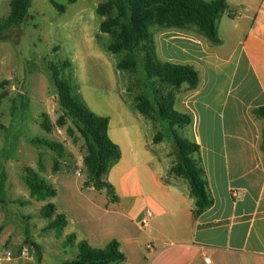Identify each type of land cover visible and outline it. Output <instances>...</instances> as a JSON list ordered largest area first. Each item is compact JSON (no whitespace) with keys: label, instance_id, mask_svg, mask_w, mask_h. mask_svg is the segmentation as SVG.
Instances as JSON below:
<instances>
[{"label":"rangeland","instance_id":"1","mask_svg":"<svg viewBox=\"0 0 264 264\" xmlns=\"http://www.w3.org/2000/svg\"><path fill=\"white\" fill-rule=\"evenodd\" d=\"M11 1L0 0V19L9 16ZM109 1L112 0H32L25 23L0 41V82H8L0 88V94L6 95L0 105V176L1 173L7 176V203L0 202V264H62L77 257V243L83 240L94 248H104L112 240L123 241L133 234H141L145 244L149 241L150 228L139 229L149 207L143 202V198L150 197L145 172L156 170L165 148L176 163L177 146L171 130L163 126L158 114L139 112L137 98L151 97L144 87L141 69L133 72L117 66L131 58L130 52L123 49L113 54L109 50L120 28L103 33L100 27L104 21L117 18L118 10L114 7L104 17L97 14V8ZM53 2L65 6L64 12ZM161 29L151 28L160 60L156 37ZM140 54L139 60L145 52L142 50ZM67 61L70 66L63 76L72 81L75 93L92 112L112 121L117 135L111 134L112 138L120 141L125 151V161L104 176L114 186L116 200L107 190L84 187L87 178L84 158L88 153L85 141L70 120L65 119L62 126L58 124L63 111L51 66ZM156 87L161 97L170 92L175 94L174 109L178 112L177 102L185 90L164 84ZM48 125L50 131L45 129ZM174 129L181 139L191 138L188 126ZM158 134H163V145L156 142ZM41 140L61 143L64 157L39 143ZM134 141L147 148L155 159L141 162L139 182L144 187L141 203L130 195L129 189L138 178L132 170ZM55 161H59L58 171L53 169ZM31 167L56 189L55 197L40 201L31 196L24 181L26 170ZM49 203L67 219L68 224L62 230H45L55 218L46 219L41 214ZM69 234H74L76 240L65 246ZM26 245L32 248L34 260L19 258ZM8 251L13 254L12 261L6 259Z\"/></svg>","mask_w":264,"mask_h":264},{"label":"crops","instance_id":"2","mask_svg":"<svg viewBox=\"0 0 264 264\" xmlns=\"http://www.w3.org/2000/svg\"><path fill=\"white\" fill-rule=\"evenodd\" d=\"M227 2L220 44L194 31L161 29L156 37L162 61L192 65L200 73L199 88L183 86L177 104L179 113L192 118L189 141L200 147L214 204L194 216L189 184L171 173L175 160L165 148L156 170L145 172L150 197L143 202L151 215L139 229L150 228L149 241L143 243L141 234L119 241L126 255L121 264H264V119L254 113L264 106V0ZM111 134L117 136L110 120ZM115 142L122 150L119 165L125 151ZM131 153L138 178L130 195L141 203V162L155 159L138 141Z\"/></svg>","mask_w":264,"mask_h":264},{"label":"trees","instance_id":"3","mask_svg":"<svg viewBox=\"0 0 264 264\" xmlns=\"http://www.w3.org/2000/svg\"><path fill=\"white\" fill-rule=\"evenodd\" d=\"M71 1L74 2V0ZM53 4L59 11L64 12L65 6L55 2ZM31 6L32 0L11 1L9 16L6 19H0V41L7 39L8 32L20 28L25 23ZM114 7L118 10V17L104 21L100 27L101 32L111 33L113 29L120 28V32L116 34V42L109 45V50L117 54L127 49L131 54V58L119 62L118 69L133 70V72L141 69L144 87L150 92L151 97L137 98L138 110L141 114L155 112L163 126L171 130L178 157L171 168V173L182 176L188 182L190 196L195 199L193 214L198 217L214 204L200 157V147L196 143L181 139L174 129L175 126L191 125L192 118L174 109L175 94L173 92L161 97L160 89L156 86L164 84L180 90L186 85L188 91H195L200 86L201 76L192 65L160 60L157 57L151 28L159 26L167 30L194 31L217 45L221 43L218 25L229 10V4L227 0H112L100 5L97 8V14L104 17ZM142 50L145 54L139 60ZM69 66L68 61L60 66H51L52 79L58 90L59 107L63 111L58 124L62 126L65 119L70 120L85 141L88 153L84 158L87 173L84 187L97 191L107 190L113 196V200H116L115 188L104 180V176L121 161V147L109 135V118L92 112L83 99L75 93L72 81L63 76V71ZM7 84V81L0 82V88ZM5 96L0 94V105ZM254 113L264 119V106L256 109ZM45 129L50 131L51 127L48 125ZM162 138L163 134H158L156 142H161ZM39 143L58 153L61 158L64 157V146L61 143L48 140H41ZM260 148L264 153V129ZM57 167H59V161H55L53 169L58 171ZM39 169L41 171L44 169L42 157L39 160ZM6 181V174L1 173L0 202L4 204L7 203ZM24 181L31 191V196L40 201L57 195L56 189L32 167L26 170ZM41 214L46 219L55 217L46 227V231H59L68 224L64 215L57 214L56 207L52 203L45 206ZM75 239L74 234H69L64 243L65 246L73 244ZM77 247L79 251L77 257L62 264H121L126 260V255L120 251L117 240H112L104 248H94L83 240L77 243Z\"/></svg>","mask_w":264,"mask_h":264},{"label":"built area","instance_id":"4","mask_svg":"<svg viewBox=\"0 0 264 264\" xmlns=\"http://www.w3.org/2000/svg\"><path fill=\"white\" fill-rule=\"evenodd\" d=\"M150 215H151L150 212H148V215L143 219L142 221L143 226H146L148 224ZM19 258L26 259V260H34V254L32 252V248L29 245H26L21 251ZM6 259L9 261L13 260V254L11 251L7 252ZM206 261L207 263H210L209 259H207Z\"/></svg>","mask_w":264,"mask_h":264}]
</instances>
